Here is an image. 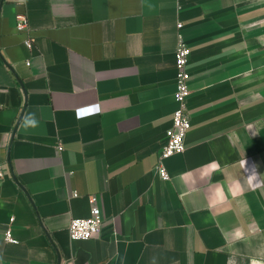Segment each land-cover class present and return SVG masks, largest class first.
<instances>
[{
    "label": "crops",
    "instance_id": "0c3cea01",
    "mask_svg": "<svg viewBox=\"0 0 264 264\" xmlns=\"http://www.w3.org/2000/svg\"><path fill=\"white\" fill-rule=\"evenodd\" d=\"M0 163V264H264V0H0Z\"/></svg>",
    "mask_w": 264,
    "mask_h": 264
},
{
    "label": "built area",
    "instance_id": "2783aa9c",
    "mask_svg": "<svg viewBox=\"0 0 264 264\" xmlns=\"http://www.w3.org/2000/svg\"><path fill=\"white\" fill-rule=\"evenodd\" d=\"M182 23L178 24L181 30ZM18 31H29L28 20L26 16L20 15L17 24ZM27 44L32 45V40H28ZM191 59V50L181 34L178 36V46L175 52V60L177 67L176 91L174 94L177 108L173 113L172 125L166 131L167 143L163 147L159 155V163L157 172L163 181H168L170 175L164 166V161L174 155L182 154L186 150V136L191 129V118L188 113V99L191 95L189 81L191 74L189 72V62ZM58 149L63 150L61 144ZM5 172L3 165L0 163V180L4 179ZM76 195V193H75ZM91 205V214L88 218L73 219L69 226V235L72 241H87L99 238L102 233L103 218L101 209L98 206V197L96 195L89 196ZM6 240L15 243L11 230L6 233Z\"/></svg>",
    "mask_w": 264,
    "mask_h": 264
},
{
    "label": "clouds",
    "instance_id": "9594fccd",
    "mask_svg": "<svg viewBox=\"0 0 264 264\" xmlns=\"http://www.w3.org/2000/svg\"><path fill=\"white\" fill-rule=\"evenodd\" d=\"M26 125L27 126H35L36 125V121H35V119H33V118H29L27 121H26ZM260 254H264V249H261L260 250Z\"/></svg>",
    "mask_w": 264,
    "mask_h": 264
}]
</instances>
